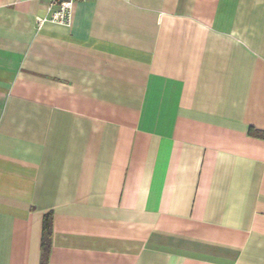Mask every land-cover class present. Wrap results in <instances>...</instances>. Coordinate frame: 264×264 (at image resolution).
<instances>
[{"label":"crops","instance_id":"crops-1","mask_svg":"<svg viewBox=\"0 0 264 264\" xmlns=\"http://www.w3.org/2000/svg\"><path fill=\"white\" fill-rule=\"evenodd\" d=\"M0 0V264H264V0Z\"/></svg>","mask_w":264,"mask_h":264},{"label":"built area","instance_id":"built-area-1","mask_svg":"<svg viewBox=\"0 0 264 264\" xmlns=\"http://www.w3.org/2000/svg\"><path fill=\"white\" fill-rule=\"evenodd\" d=\"M82 0H47L46 14L37 17L36 25L40 28L46 22L68 24L71 20L73 5Z\"/></svg>","mask_w":264,"mask_h":264},{"label":"trees","instance_id":"trees-1","mask_svg":"<svg viewBox=\"0 0 264 264\" xmlns=\"http://www.w3.org/2000/svg\"><path fill=\"white\" fill-rule=\"evenodd\" d=\"M51 234V223L48 216L44 218L43 237H42V264H45L49 254V243Z\"/></svg>","mask_w":264,"mask_h":264}]
</instances>
